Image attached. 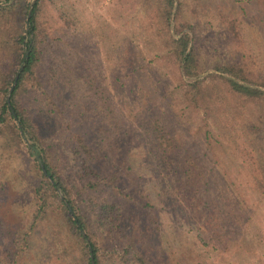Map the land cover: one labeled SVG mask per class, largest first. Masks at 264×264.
<instances>
[{
    "label": "rangeland",
    "instance_id": "374dc122",
    "mask_svg": "<svg viewBox=\"0 0 264 264\" xmlns=\"http://www.w3.org/2000/svg\"><path fill=\"white\" fill-rule=\"evenodd\" d=\"M175 1L180 14L170 32L182 23L192 29L208 88L207 115L185 97L167 52L170 33L152 0H75L78 22L67 35L46 7L42 29L61 41L46 51L41 71L52 61L63 66L68 89L56 98L62 110L56 116L47 115L35 96L24 100L33 121L57 144L56 163L91 220L101 264H120L111 251L117 235L107 234L95 218L107 195L77 191L70 130L95 148L91 159L99 165L127 161L131 178L124 190H143L155 206L159 231L156 237L147 227L143 231L156 239L157 256L166 264H264V99L233 96L215 77L217 67L235 66L264 91V0ZM7 53L0 51V66ZM133 59L142 60L139 83L131 74ZM10 142L0 136V264H69L80 252L77 239L67 232L54 199L49 213L38 216L33 192L40 180L32 158L25 143L16 150ZM172 143L188 148L185 163L166 151ZM123 204V221L136 222L137 209Z\"/></svg>",
    "mask_w": 264,
    "mask_h": 264
},
{
    "label": "trees",
    "instance_id": "16d2710c",
    "mask_svg": "<svg viewBox=\"0 0 264 264\" xmlns=\"http://www.w3.org/2000/svg\"><path fill=\"white\" fill-rule=\"evenodd\" d=\"M10 1L0 0V51L8 52L0 66V136L11 138L10 146L16 150L25 143V149L32 158L35 177L40 180L33 192L38 216L43 217L49 213V201L54 199L63 215L62 221L67 232L77 239L80 252L76 258L69 260V264H101L91 220L75 203L69 180L56 163L53 149L57 144L33 121L30 108L24 100L27 94L37 97L46 108L47 115L56 116L62 111L56 98H61L63 91L68 89L66 68L59 67L52 61L45 72L41 71L45 57L50 55L45 54L46 51L56 48L61 41L48 29H42L43 12L50 6L67 35L68 31L73 32L78 22L73 13L75 0H36L29 18L27 12L31 0H16L10 5L7 4ZM152 2L157 19L170 33L167 52L174 59L186 87L185 97L193 107L202 109L204 115H207L209 104L203 97L208 88L205 80L201 78L197 54L191 45L192 29L188 23H182L180 30L170 32V24L179 20V3L175 0ZM54 39L56 43L52 45ZM63 43L68 44L67 41ZM65 47L70 50L69 45ZM53 56L57 60V54ZM66 57H60V63H65ZM132 63V77L139 83L143 69L142 60L133 59ZM215 72V77L233 96L249 101L264 99V91L250 84L235 66H219ZM69 92L71 96L74 94L73 90ZM151 93L150 91L149 94ZM64 102L66 104V98ZM67 140L72 143L69 156L76 165L74 174L77 191L82 194L107 195L98 206L95 218L98 226L107 229V234L112 232L117 235V246L111 251L119 255V263L166 264L163 258L157 256L156 248H159L156 239L149 240L143 231L144 227L149 228L154 237L159 231L155 206L143 190L137 193L124 190L125 182L131 178V168L127 161L119 158L116 167L106 168L91 159L95 148L82 133L70 130ZM166 151L176 157L181 155L185 159L184 163L187 161L188 148L183 144H168ZM59 192L63 197L61 199ZM122 203L133 205L137 209L136 222L123 221ZM116 223L119 229L115 228Z\"/></svg>",
    "mask_w": 264,
    "mask_h": 264
},
{
    "label": "water",
    "instance_id": "95a60500",
    "mask_svg": "<svg viewBox=\"0 0 264 264\" xmlns=\"http://www.w3.org/2000/svg\"><path fill=\"white\" fill-rule=\"evenodd\" d=\"M14 1H15V0H11L10 4H12ZM35 1H36V0H31V2H30L29 10H28V12H27V18H29V16H30V13H31V10H32V7H33V4L35 3ZM17 77H18V74L16 75L15 80L17 79ZM12 87H13V86H12ZM12 87H11V89H12ZM8 97H9V96H8ZM61 198H62V197H61Z\"/></svg>",
    "mask_w": 264,
    "mask_h": 264
}]
</instances>
